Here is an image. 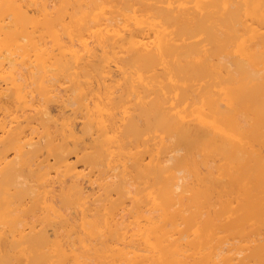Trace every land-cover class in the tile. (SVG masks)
<instances>
[{"label":"bare ground","instance_id":"bare-ground-1","mask_svg":"<svg viewBox=\"0 0 264 264\" xmlns=\"http://www.w3.org/2000/svg\"><path fill=\"white\" fill-rule=\"evenodd\" d=\"M0 264H264V0H0Z\"/></svg>","mask_w":264,"mask_h":264}]
</instances>
